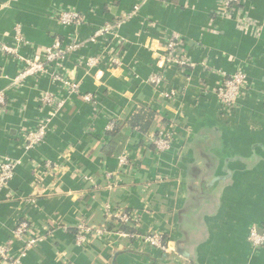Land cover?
<instances>
[{"label": "crops", "instance_id": "1", "mask_svg": "<svg viewBox=\"0 0 264 264\" xmlns=\"http://www.w3.org/2000/svg\"><path fill=\"white\" fill-rule=\"evenodd\" d=\"M224 1L0 0V92L6 93L0 157L18 161L0 192V245L12 258L25 247L14 231L28 221L40 241L21 264H264V249L249 243L253 228L264 233V0H244L229 13ZM61 10L80 12L84 23L62 26ZM107 23L121 25L92 43ZM18 28L25 58L58 42L80 44L63 72L81 93L69 94L50 76L13 84L24 66L1 45L12 46ZM173 32L194 66H172L163 86H153L149 79L161 71L158 60ZM102 54L96 68L82 65ZM115 55L121 65L112 64ZM239 70L248 88L228 113L216 93ZM168 90L176 91L175 100L163 98ZM47 91L64 100L58 112L41 105ZM82 94H92L94 103ZM147 109L159 117L143 133L132 120ZM46 119L45 142L26 151L25 135ZM113 122L118 131L107 135ZM167 124L174 125L173 147L158 153L152 140ZM48 161L56 167L42 171ZM108 203L136 218L127 225L133 235L161 233L171 251L126 231L118 236L104 212ZM83 223L108 232L78 247Z\"/></svg>", "mask_w": 264, "mask_h": 264}, {"label": "built area", "instance_id": "2", "mask_svg": "<svg viewBox=\"0 0 264 264\" xmlns=\"http://www.w3.org/2000/svg\"><path fill=\"white\" fill-rule=\"evenodd\" d=\"M243 2L244 0H225V12L229 13L230 9H232L235 4ZM139 8V6L134 8L133 14H136L140 10ZM58 19L62 26L73 27L81 26L84 23L85 18L80 12L74 10H61L58 12ZM120 25V23L105 24L99 28V30L94 32L90 41L94 44L99 43V40L112 35L115 29L119 28ZM180 41L181 36L178 33L173 32L168 40L165 52L158 60L161 71L154 74L149 79L150 84L153 86H163L166 81V73L172 66L181 69L194 66L189 59L180 53L178 47ZM25 45L26 42L20 28L16 30L15 41L12 46L6 44L1 45L2 52L16 58L24 66L19 75L12 81L15 86H20L28 78L50 76L53 81L58 82V84L66 88L69 94L81 93L80 84L77 81H74L73 77L66 75L63 72V68L65 67L67 60L80 48V44L72 43L70 45L63 46L58 42L50 48L41 50L40 53H37L32 58H25L21 55L20 49ZM103 56H105V54L89 58L84 61L82 65L87 69L92 70L102 62ZM111 62L115 66H118L121 65L122 60L119 56L115 55ZM247 83V75L241 70L225 78L216 93L223 110L230 113L237 107L239 101L248 88ZM162 96L166 100L173 101L177 98V93L174 90H168L163 92ZM82 99L87 103H94L95 101V97L92 94H82ZM40 102L43 107L51 108L54 112L61 110L65 103L63 99H60L55 93L50 91L43 93ZM0 106H6L5 92H0ZM50 124L51 120L46 119L45 121L40 122L36 129L29 131L24 137L25 143L23 148L26 151H31L32 149L41 146L47 138ZM116 127L117 125L113 122L109 125L107 130L112 131ZM174 139V125L167 124L157 132V134L153 137L152 142L157 152L163 153L172 149ZM120 163L122 166L128 165V158L121 156ZM17 165L18 161L16 160L9 157H0V192L13 180ZM55 167V163L48 161L45 164H42L40 169L42 171H51ZM107 177L108 179H112L114 176L109 173ZM112 186L113 185H110L109 187L111 188ZM104 212L108 217L112 218L118 226V230L116 231L118 236L128 235L124 230H122V227L134 223L136 218H134L133 215L119 209H114L109 203L104 205ZM107 232L108 231L106 229L88 226L83 223L78 227V231L76 233V245L78 247H85L94 236H102ZM14 235L17 239L25 242V247L17 257L12 258L9 248L5 244L0 245V260L3 264H21L27 254L37 248L40 241V238L33 234V227L28 221L19 223L14 231ZM130 236L140 238L144 244L163 253H169L171 251L169 244L165 240L164 235L161 233H153L143 237L136 234H130ZM249 243L253 246V248L264 249V233H261L256 228H253L249 233Z\"/></svg>", "mask_w": 264, "mask_h": 264}, {"label": "trees", "instance_id": "3", "mask_svg": "<svg viewBox=\"0 0 264 264\" xmlns=\"http://www.w3.org/2000/svg\"><path fill=\"white\" fill-rule=\"evenodd\" d=\"M158 117L159 114H157L155 111H151L150 109L139 111L133 118L132 125L138 128L141 132L145 133ZM117 131L118 127L112 131H108L107 135H115ZM122 229L128 233H133V230L129 229L127 226L122 227Z\"/></svg>", "mask_w": 264, "mask_h": 264}]
</instances>
